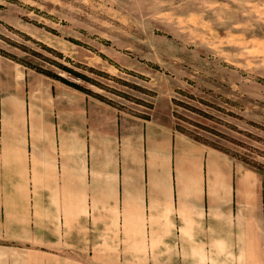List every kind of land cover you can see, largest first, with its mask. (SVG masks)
Masks as SVG:
<instances>
[{"label":"crops","instance_id":"0c3cea01","mask_svg":"<svg viewBox=\"0 0 264 264\" xmlns=\"http://www.w3.org/2000/svg\"><path fill=\"white\" fill-rule=\"evenodd\" d=\"M0 251L26 264H264V179L170 124L8 72Z\"/></svg>","mask_w":264,"mask_h":264},{"label":"rangeland","instance_id":"374dc122","mask_svg":"<svg viewBox=\"0 0 264 264\" xmlns=\"http://www.w3.org/2000/svg\"><path fill=\"white\" fill-rule=\"evenodd\" d=\"M23 70L170 124L264 179V0H0V75ZM11 258L26 264L0 251Z\"/></svg>","mask_w":264,"mask_h":264},{"label":"trees","instance_id":"16d2710c","mask_svg":"<svg viewBox=\"0 0 264 264\" xmlns=\"http://www.w3.org/2000/svg\"><path fill=\"white\" fill-rule=\"evenodd\" d=\"M68 69V68H67ZM69 71H73V70H71V69H68ZM75 73V72H74ZM78 75H80L79 73H78ZM55 77H57L58 79H60V80H62V81H64V82H66V83H68V84H71V85H73V86H75V87H77V88H80V89H83L82 88V86H80L78 83H76V82H74V81H72V80H69V79H67V78H65V77H63V76H60V75H56Z\"/></svg>","mask_w":264,"mask_h":264}]
</instances>
